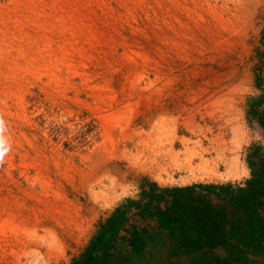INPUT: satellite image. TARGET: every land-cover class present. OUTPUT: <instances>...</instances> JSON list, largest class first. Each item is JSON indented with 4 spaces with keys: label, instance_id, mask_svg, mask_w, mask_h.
<instances>
[{
    "label": "rangeland",
    "instance_id": "obj_1",
    "mask_svg": "<svg viewBox=\"0 0 264 264\" xmlns=\"http://www.w3.org/2000/svg\"><path fill=\"white\" fill-rule=\"evenodd\" d=\"M263 53L264 0H0V264H73L151 183L239 178Z\"/></svg>",
    "mask_w": 264,
    "mask_h": 264
},
{
    "label": "trees",
    "instance_id": "obj_2",
    "mask_svg": "<svg viewBox=\"0 0 264 264\" xmlns=\"http://www.w3.org/2000/svg\"><path fill=\"white\" fill-rule=\"evenodd\" d=\"M256 84L264 94V60ZM256 153L245 186L151 183L142 191L145 201H130L132 214L128 205L116 209L73 264H150V249L161 248L162 254L187 257L189 264H248L251 256L264 257V159L256 165ZM115 241L123 249L111 247Z\"/></svg>",
    "mask_w": 264,
    "mask_h": 264
},
{
    "label": "crops",
    "instance_id": "obj_3",
    "mask_svg": "<svg viewBox=\"0 0 264 264\" xmlns=\"http://www.w3.org/2000/svg\"><path fill=\"white\" fill-rule=\"evenodd\" d=\"M261 113L262 114L260 115V118H258L257 130L260 132V135H262L264 137V115H263V112H261ZM256 150H257L258 155L255 158V162H256V165H258V163H260L261 160L264 159V153L263 154H260V153H262L260 146H257L256 149L254 150V152H256ZM254 152L247 159V161H248L247 162V166H246V164L243 165L242 174L240 173V177L239 178L233 179V180L228 181V182H218V183L216 182L215 184H211V185H217V187L218 186H221V185H228V184H231L234 187H236V186H245L246 181L252 177V168L250 166V159L254 155ZM152 180L155 181L158 185L164 186V184H161V182H159L158 180H154V179H152ZM208 185H210V184H208ZM204 186H207V185H204ZM166 187H177V186H166ZM178 187H187V186L178 185ZM197 192H199L201 194H206V190H202V189H198ZM263 201H264V199H263ZM213 203H215V204L218 203V201L216 200V198H214ZM219 254L222 257L225 256V253L224 252H220Z\"/></svg>",
    "mask_w": 264,
    "mask_h": 264
},
{
    "label": "bare ground",
    "instance_id": "obj_4",
    "mask_svg": "<svg viewBox=\"0 0 264 264\" xmlns=\"http://www.w3.org/2000/svg\"><path fill=\"white\" fill-rule=\"evenodd\" d=\"M237 142V139L235 140V143ZM223 143V142H222ZM217 143H215V145H216ZM219 146V145H218ZM225 146H226V142H225ZM231 146V145H230ZM216 147V146H215ZM227 147V146H226ZM234 147V146H233ZM211 149H212V147H211ZM230 149V148H229ZM222 150V149H221ZM220 150V151H221ZM219 151V152H220ZM235 152V151H234ZM234 152H233V154H234ZM213 153V152H212ZM221 153V152H220ZM229 153V152H228ZM209 154V153H208ZM207 155V154H206ZM216 157V156H215ZM218 157V156H217ZM234 157V156H233ZM236 157V156H235ZM214 158V157H213ZM223 158V157H222ZM218 159H219V157H218ZM224 159V158H223ZM228 160V159H227ZM213 161V160H212ZM237 161H238V159H237ZM226 162V161H225ZM229 162H230V160H229ZM234 162V161H233ZM212 164V163H211ZM220 164V163H219ZM239 164H240V162H239ZM239 164H237V165H239ZM224 165V164H223ZM229 165V164H228ZM231 165V164H230ZM233 165V164H232ZM215 166H217V165H215ZM198 167V166H197ZM200 168V167H199ZM220 168V167H219ZM218 168V169H219ZM231 169H233V166H231L230 167ZM241 168V167H240ZM229 169V168H228ZM236 169V168H235ZM209 172H211V171H209ZM217 172V171H216ZM229 172V171H228ZM238 172V171H237ZM232 173V172H231ZM234 173V172H233ZM192 174V173H191ZM197 174V173H196ZM209 174H211V173H209ZM212 175V174H211Z\"/></svg>",
    "mask_w": 264,
    "mask_h": 264
}]
</instances>
